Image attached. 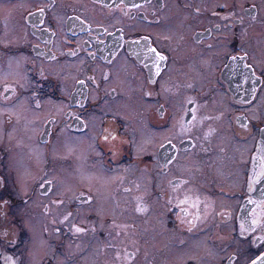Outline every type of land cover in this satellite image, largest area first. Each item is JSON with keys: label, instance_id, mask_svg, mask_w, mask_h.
Returning a JSON list of instances; mask_svg holds the SVG:
<instances>
[{"label": "flooded vegetation", "instance_id": "af4514ba", "mask_svg": "<svg viewBox=\"0 0 264 264\" xmlns=\"http://www.w3.org/2000/svg\"><path fill=\"white\" fill-rule=\"evenodd\" d=\"M10 1L0 0V10L16 22L22 17L23 26L0 14V224L15 228L0 231V264H31V256L33 264H177L180 250L183 264H198L186 253L204 238L219 241L212 229L222 236L230 227V238L247 241L254 258L264 248V115L254 118L249 109L264 97V57L250 37H264L258 1L208 6L173 0L196 16L186 22L190 39L212 51L209 69L183 78L171 70L179 43L162 45L139 30H170V0H38L15 15L6 7ZM8 32L18 33L16 39H7ZM125 62L144 81L142 87L135 77L142 90L137 101L109 83L122 77L117 66ZM165 75L172 77L162 80ZM212 78L216 84L201 86ZM214 90L230 101L227 119L216 109ZM172 102L179 108L176 119ZM140 105L146 119L121 114V106ZM25 124L34 127L33 136ZM227 128L238 141L250 138L246 154L233 157L225 145L213 149ZM206 163L225 168L207 170ZM82 169L101 171V177L89 187ZM233 170L239 188L230 191L221 185L230 183ZM148 172L161 177L159 186L142 181ZM37 220L40 239L31 230ZM175 227L198 236L159 246L158 236L168 231L171 237ZM238 257L230 252L219 261L235 264Z\"/></svg>", "mask_w": 264, "mask_h": 264}, {"label": "rangeland", "instance_id": "374dc122", "mask_svg": "<svg viewBox=\"0 0 264 264\" xmlns=\"http://www.w3.org/2000/svg\"><path fill=\"white\" fill-rule=\"evenodd\" d=\"M75 1L79 2V3H84V1H82V0H75ZM203 1H205V2L207 1L206 3L208 4V6L209 5L213 6L216 4V2L221 1V0H211V1H209V0H195V4H201V3H203ZM222 1H223L222 2L223 4H226V3H228V4H243V3H245L244 1H247V0H222ZM250 1H258L260 8L262 9V11H264V0H250ZM61 2H63V0H61ZM38 3H40L38 0H14V1L7 2L6 7L9 5L12 8H14V11H15L14 15H15V13L17 12L18 9L25 11V10L31 8L32 5H37ZM85 3H86V0H85ZM169 4H170V6H168L167 10L171 11L172 17L170 19L173 21V27L170 30L169 29L165 30L166 25L163 27V30L161 28L162 25L154 26V27L141 25V29H139V30H141V31L146 30L148 32H151L152 34L157 36V40L160 41L159 43L162 45H168V44L170 45L171 44L172 46H175V45H177V43H179V45L177 46L178 48L174 49L175 51H174V59H173L174 64L177 65V67H179V70L177 69V67L176 68L174 67L173 69L169 68V70L167 71L168 74H169L170 69H171L174 73H176L178 71L180 73V77L183 78V77H185L186 74H189V73H192V71H195L194 69H196L198 71H199V69H202V68L209 69L210 66L208 64H206L208 62V59H209V58H207L208 57L207 55H209V53L212 51L208 50L207 51L208 53H206L205 52L207 50L206 47H204L203 44L197 43V42L193 41L192 39H190L189 36H191V35L186 32V28H185V27H187L186 22L191 21L194 17L196 18V16L192 15V14L190 15V13H193V12L188 10V9L181 8L180 6L177 7L176 3L173 0H170ZM9 6L7 8H9ZM6 12L7 11H5V9L0 10L1 15H4L7 17L9 16V19H10L11 16L7 15ZM58 14H60V13H58ZM168 16H170V14H167V17ZM99 17L102 19L101 13H99ZM11 20L14 21L15 26H17L18 28H19V26H23L22 17L18 22H16V19L14 20L12 17H11ZM110 23L116 24L117 22H115L114 18H113V21H111ZM121 23H123V21ZM124 24H125V22H124ZM202 25L203 24H200V26H202ZM262 27H263V25L261 26L260 30H264V27L263 28ZM126 28L127 29L130 28L129 31L135 30L133 27H129V26H126ZM24 31L26 32V27L24 28ZM24 31L21 35H25ZM28 33H30V32L28 31V27H27V35L30 36V34H28ZM7 35H6L7 39L13 40V39H16V35H18V33L8 32ZM250 37L256 38V39H252V40H255V42H253L252 45H253L254 49L259 53V55L264 57V37L263 38L259 37V35H257V34H254ZM19 39L21 40L20 36H19ZM202 43H204V42L202 41ZM61 46H62V44H61ZM79 57H81V56H79ZM81 59H80L79 63L83 61V59L82 60ZM125 59L126 58H122V60H125ZM128 62H125L124 68L123 67L121 68L120 65L118 64L116 74H121L122 77H119L118 80L111 79L109 83L112 84L113 82H115L118 85L119 90L121 92H123L124 94H127V95L129 94L132 96V99H130V101H132V100L137 101V100H139V95L140 96L142 95V90L140 88L144 84L143 83L144 81L142 79L140 80V78L138 77L140 74L138 73L137 67L130 65ZM15 65H17V64H15ZM24 67L25 66H22L20 68L21 71H20V69H17L16 71H19L21 73L22 71H24ZM53 67L54 66L50 67L51 71L53 70ZM14 70H15V68H14ZM16 71H14V73H15L16 78H18L17 77L18 74ZM58 72L62 75L64 74L63 70L58 71ZM208 72H209V70H208ZM128 74H131V75L129 76ZM11 76L13 77L12 73H11ZM135 77L139 78V80L141 82V86H138V85L134 86L137 82H139V81H136ZM165 77H167V76L165 75L162 78V80ZM171 77L172 76L167 77V78L169 79ZM19 79L22 80V78H20V77H19ZM131 82H132V85H131ZM205 84H206V86L209 84H212V85L216 84V80L214 78H212L211 81H209L208 83H203V84H201V86H204ZM212 94H213L212 97H215V99L219 101L216 109L219 108L218 110L223 111V114H227L224 116L227 119L228 113L232 109V107H230L229 99L225 98L224 91L214 90V91H212ZM261 95H262V93H261ZM262 96L259 97L260 99H258V97L255 99L256 100L255 104L249 105V109H251V114L253 115L254 118L255 117H262L264 115V97L261 101ZM107 101L108 100H105L103 103H106ZM142 106L143 105H140L134 109H131L130 107L127 108V106H121V111L123 113L118 112V111H117V113L118 114L121 113L127 119H133V120L134 119H146L145 118L146 109H143L144 106L143 107ZM210 107H211V105H210ZM3 108H5V107L3 106ZM252 108H253V110H252ZM169 109L173 111V114H172L173 119H176L177 111L179 109L178 105H176L175 103L172 102V105ZM129 111H131V112L129 113ZM44 112H46V111H44ZM29 115L34 116V112L29 111ZM25 122L26 123H28V122L32 123V122H30V120H25ZM25 127L27 128L26 129L27 132H29V134L31 135V133H33L32 131H34V129H32V128H34V127L30 124L29 125L25 124ZM222 128L225 129L224 126H222L221 129ZM226 131H229L227 136L226 135L223 136L222 133H220V135L217 137V139H215V147L213 149L220 150L218 148H220L222 145H225V147L227 148V152H231L233 157L237 154L240 157H241L242 153L246 154L248 152V148L250 147V144H251L250 138L248 137L247 140H244L243 142H241L242 140L238 141L237 136L234 133L236 131H234L233 129H228V128ZM23 133H24V129H23ZM3 136L4 135H1V133H0V138ZM8 136L13 137L14 136L13 131ZM31 136H33V135H31ZM28 137H30V136H28ZM25 147L26 146L24 145L22 148L20 147L19 149L24 150ZM79 151L82 152V150H79ZM87 152H88V150H87ZM55 159H57V158H55ZM234 160L236 162H239L240 158L236 157V158H234ZM210 164L214 165L213 163H210ZM206 167L209 168L208 163H206ZM206 167L204 166V168H206ZM212 168L223 170L225 167L224 166H215V168H214V166H212L207 170H212ZM79 173L82 176L81 181H85L87 183L86 185H89V187L91 185H93L92 182H95V180H97L99 177H101V171L94 172V171H87L85 169H82V171H79ZM149 173L150 172H148L147 174H149ZM232 173H235V174H232L230 177H227V180L230 181V183L229 184L222 183L221 187L227 188L230 191H235V189L239 188L238 185L234 183V180L236 179L235 176L239 175V171L233 170ZM144 174H146V173H144ZM23 178H25V177H23ZM147 178H148V180L145 182L144 177H142V181L145 184L147 182H148V185L149 184L154 185L155 183H157L156 186H159L161 177H159V176L157 177V175H153L151 173V174H149V177H147ZM154 179H155V181L153 182ZM22 188H24L23 183H22ZM146 189H147V192H149V193H152V191L154 190L153 187L152 188H146ZM0 198H3V196H1ZM234 203H235V201H234ZM19 211H20V213H23L24 209H20ZM83 212H84V210H82L80 213H83ZM159 214H160V212L158 213V216H157V222H160V219H161V217H159ZM208 220H209V218H207L206 225L209 224ZM211 223H212L211 227L215 228L216 226L213 225L212 220H211ZM31 226H32L31 230H33L32 231L33 234H36L38 236V238L40 239L42 233L40 232V228H39L40 226L38 225V220H37V223L32 222ZM12 228L13 227H9V224L7 221H6V223L0 224V231H2L3 234L7 233V230H8V232H9V230H11V231H13V229L15 230V228H13V229ZM173 230L174 231H172V233L173 232L174 233L172 234L171 237H170V232H168V231H167V236H164V235L163 236L160 235L161 237L158 236V238L160 240V244H158L159 246H162V245L163 246L164 245H175V246H177L179 243H182V242H180L181 240L184 241L185 237L198 236L197 234L192 235L191 233H184L182 231H178L176 229V227L173 228ZM231 230H232L231 227L229 229H222V236H221L220 232H217L216 230L212 229L210 231L211 233L210 232H208V233L213 235V238L215 237L216 239H220L219 241H214V240H213V242L212 241H206V239L204 238V239H202V241H200L198 243V245L196 244L195 250L191 249L186 254H188L190 260H193V259L198 260V262H199L198 264H207V263H209V264H212V263L213 264H220V261H219L220 259H222L226 255H228L230 252H236L237 251L239 253V257L237 258L235 264H238V263L242 264L244 262L246 263L248 259L249 260L251 259L250 258L251 255L249 253H247L248 242L245 240H241L240 238L231 239L229 236V233ZM153 231L157 232L158 230L153 229ZM148 235H150V234H146V237H148ZM208 236H206V237H208ZM151 237L153 238L154 235H151ZM38 238H37V240L39 242ZM49 238L50 237H48L47 239H49ZM221 243H222V246L219 247V245ZM262 247H260L259 249H255L253 251L255 253H257V252H259V250ZM206 249H208V250H206ZM217 249H219V252L216 253ZM263 250H264V248L260 252H262ZM259 253H257L256 255H258ZM178 254H179V257L177 258V262H178L177 264H183V262H182L183 251L182 250L178 251ZM186 254L184 252V255H186ZM31 259H32L31 264H33V261L35 262V257L31 256ZM216 259L218 260L217 262L213 261ZM174 260H175V258H174ZM185 260H187V259H185ZM173 263L175 264V261H173ZM222 264H224V263H222Z\"/></svg>", "mask_w": 264, "mask_h": 264}, {"label": "water", "instance_id": "95a60500", "mask_svg": "<svg viewBox=\"0 0 264 264\" xmlns=\"http://www.w3.org/2000/svg\"><path fill=\"white\" fill-rule=\"evenodd\" d=\"M247 264H264V250L252 258Z\"/></svg>", "mask_w": 264, "mask_h": 264}, {"label": "snow or ice", "instance_id": "6c2138e0", "mask_svg": "<svg viewBox=\"0 0 264 264\" xmlns=\"http://www.w3.org/2000/svg\"><path fill=\"white\" fill-rule=\"evenodd\" d=\"M194 118V117H193ZM254 222V221H253ZM77 231H82V229H79V228H77ZM9 259H11V258H9Z\"/></svg>", "mask_w": 264, "mask_h": 264}]
</instances>
